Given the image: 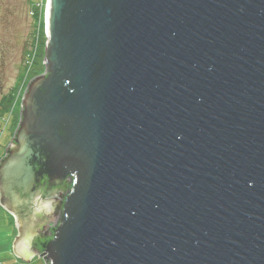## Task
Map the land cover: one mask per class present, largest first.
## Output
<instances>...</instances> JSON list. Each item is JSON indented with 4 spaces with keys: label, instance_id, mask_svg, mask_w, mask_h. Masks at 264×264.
<instances>
[{
    "label": "water",
    "instance_id": "obj_1",
    "mask_svg": "<svg viewBox=\"0 0 264 264\" xmlns=\"http://www.w3.org/2000/svg\"><path fill=\"white\" fill-rule=\"evenodd\" d=\"M44 36L0 159L14 258L264 264V0H46Z\"/></svg>",
    "mask_w": 264,
    "mask_h": 264
},
{
    "label": "rangeland",
    "instance_id": "obj_2",
    "mask_svg": "<svg viewBox=\"0 0 264 264\" xmlns=\"http://www.w3.org/2000/svg\"><path fill=\"white\" fill-rule=\"evenodd\" d=\"M45 7L46 0H0V159L17 127L26 86L44 72V27L35 28L31 13L42 9L44 22ZM13 234L12 220L0 209V264H25L11 254ZM27 264L44 263L35 258Z\"/></svg>",
    "mask_w": 264,
    "mask_h": 264
},
{
    "label": "trees",
    "instance_id": "obj_3",
    "mask_svg": "<svg viewBox=\"0 0 264 264\" xmlns=\"http://www.w3.org/2000/svg\"><path fill=\"white\" fill-rule=\"evenodd\" d=\"M37 4H38L37 2L34 3V5H36V6H37ZM31 14L33 16V20H34V23H35V28H39L40 27L39 29H41V27H44L42 9H40V11H33ZM27 63H28V60H27Z\"/></svg>",
    "mask_w": 264,
    "mask_h": 264
},
{
    "label": "flooded vegetation",
    "instance_id": "obj_4",
    "mask_svg": "<svg viewBox=\"0 0 264 264\" xmlns=\"http://www.w3.org/2000/svg\"><path fill=\"white\" fill-rule=\"evenodd\" d=\"M5 154V153H4ZM3 157H4V155H3ZM2 159V158H1ZM10 217V216H9ZM10 220H12V223H13V219L10 217ZM58 220V217H56V221ZM53 227V225L52 226H50V228H52ZM13 229H14V224H13ZM16 236V232H15V230H14V234H13V237H12V240H13V238ZM42 239L41 240H37V239H35L34 240V242H33V244H32V246L33 247H36V248H38L39 247V244L40 243H42L45 239L43 238V237H41ZM12 242V241H11Z\"/></svg>",
    "mask_w": 264,
    "mask_h": 264
},
{
    "label": "crops",
    "instance_id": "obj_5",
    "mask_svg": "<svg viewBox=\"0 0 264 264\" xmlns=\"http://www.w3.org/2000/svg\"><path fill=\"white\" fill-rule=\"evenodd\" d=\"M9 245H10V244H9ZM34 259H35V258H34ZM32 260H33V259H32ZM32 260H31V261H32Z\"/></svg>",
    "mask_w": 264,
    "mask_h": 264
}]
</instances>
